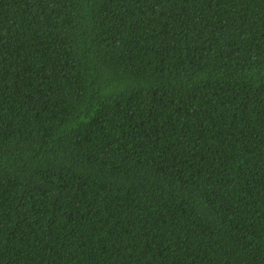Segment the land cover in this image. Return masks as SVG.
<instances>
[{
  "label": "trees",
  "instance_id": "obj_1",
  "mask_svg": "<svg viewBox=\"0 0 264 264\" xmlns=\"http://www.w3.org/2000/svg\"><path fill=\"white\" fill-rule=\"evenodd\" d=\"M0 264H264V0H0Z\"/></svg>",
  "mask_w": 264,
  "mask_h": 264
}]
</instances>
